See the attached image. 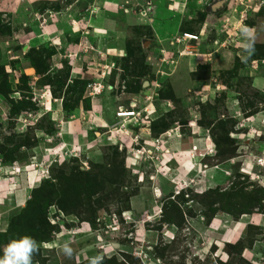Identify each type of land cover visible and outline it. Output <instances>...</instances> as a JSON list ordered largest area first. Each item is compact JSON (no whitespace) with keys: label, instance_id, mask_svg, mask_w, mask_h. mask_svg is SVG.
Wrapping results in <instances>:
<instances>
[{"label":"rangeland","instance_id":"obj_1","mask_svg":"<svg viewBox=\"0 0 264 264\" xmlns=\"http://www.w3.org/2000/svg\"><path fill=\"white\" fill-rule=\"evenodd\" d=\"M99 1L0 0V258L31 237V264H201L188 223L264 214V0L189 6L170 38L157 37V22L127 21L151 19L152 0H119L110 13ZM96 14L120 32L112 52L88 39ZM198 19H209L205 31ZM183 32L200 36L177 43ZM80 54L93 58L81 64ZM129 107L140 115L116 116ZM76 120L83 143L73 133L63 143L59 125ZM15 177L18 206V186L4 185ZM251 243L247 262L239 249ZM205 251L204 264H264V227L247 224L236 246Z\"/></svg>","mask_w":264,"mask_h":264},{"label":"crops","instance_id":"obj_2","mask_svg":"<svg viewBox=\"0 0 264 264\" xmlns=\"http://www.w3.org/2000/svg\"><path fill=\"white\" fill-rule=\"evenodd\" d=\"M225 1V0H224ZM223 0H219V1H215L213 4H211L209 6V4L206 6V9H209L210 11H215L217 9V7H215V3L219 2L220 4L222 2H224ZM119 0H101L99 2H97V10L100 9L102 12H113L115 11V9L117 8ZM204 0H194V1H190V0H152L150 3V18L151 19H146V17H144L143 15L140 17H135L137 15H133L132 16L135 19H128L127 17V21H134L137 24H143L146 21L151 20V24L154 23H158L160 25V27L157 29V37L158 38H170L171 36H173L174 34L177 33V31H179L178 29L180 27H184V24L189 23V19H182L183 16L186 15L187 11L186 8L191 6L194 8H200L202 6H204L203 4ZM191 20V19H190ZM209 19H198V25L202 27V29L205 31V24H207ZM111 19H104L103 17H100L99 15L97 16L96 14V18H92L89 19V22L87 23V34H89L88 39L92 40L95 39L96 41H101L102 44H106L107 45V52L109 51H113V42L114 41V36H113V32H115L117 35L120 34V32L117 30V28L114 26V24L111 22ZM189 28L185 27V30H187ZM199 30V29H198ZM192 31V30H191ZM103 32L105 33V35H99L98 33ZM195 32V31H194ZM114 33V35H115ZM66 37L68 35H75L74 31H65ZM77 37V36H76ZM117 38V36H116ZM115 38V39H116ZM76 39V38H75ZM71 43L69 42L66 45H70ZM76 45V44H75ZM73 48V44L70 45V49ZM61 53H65L63 52V50H58V53L53 54L52 56V60H56L57 59V54H61ZM207 55V54H206ZM93 58L92 54H89V56L85 55V54H80L78 56L79 62H83V60H86L87 58ZM199 58H194V59H190V65L196 61L195 66L197 65ZM188 61V62H189ZM200 62V60H199ZM201 63V62H200ZM183 64H187V60H185V62ZM194 64V63H193ZM199 64V63H198ZM54 65H57V63H55ZM189 67V66H188ZM81 66L80 67H76L74 70V75H77L80 72ZM72 70V71H73ZM191 70V69H190ZM54 102V100L52 101ZM51 102V104H52ZM47 103V102H46ZM54 104V103H53ZM55 105H59L58 103H55ZM236 109V108H235ZM58 113L62 112L61 110H56ZM70 115H73L72 113H69ZM77 116V115H76ZM59 119H62L61 122H63V120L65 119V115L62 116H58ZM56 119V118H54ZM53 119V120H54ZM65 129L66 133H63ZM81 123L78 122V120H76L73 124L71 121H69L67 123L66 126L64 125H59V131L57 132L59 138L61 140H63V143H65L66 141L69 142V137L70 134L73 133L74 138L76 139L75 144L76 145H81L83 143L82 140V136L83 135V130H81ZM81 134H80V132ZM64 134V136H63ZM85 134V133H84ZM78 136V137H77ZM181 137V136H180ZM188 139H180L179 143L176 146H180L181 144H186L185 141L189 144V141H187ZM203 138L198 137L197 141L193 140V144H199L201 145ZM178 140H175V143H177ZM181 142V143H180ZM208 142V140H207ZM190 145V144H189ZM40 150H46V146H40L39 148ZM258 157H255V159ZM261 158V157H260ZM16 177L13 179L12 182H8L5 183L4 185H6L7 188H9L10 184L11 186H14L17 184V181H15ZM26 183V180L24 181ZM21 184V180L19 182ZM18 186V190L16 191V189L14 190V205L18 206L20 204H22V201L24 200L25 197V193H24V188L22 189L21 185H16ZM16 188V187H15ZM2 190V188L0 189ZM23 190V191H22ZM259 215H261V217H259L257 219V221H249V223H245L243 222L241 219L239 220H233V219H227L225 217H214L213 220L209 223L206 224L203 221H201V219L196 218L193 220V222L191 221L190 223H188L189 227H186V231H193V234L196 232L197 234H194L196 239L194 240V246L195 247V251L193 253V255H197L198 256V260L201 262V264H204L202 262V257L205 256V249L207 244H215L216 247L219 246H225V245H229V246H236L237 244H239V242L242 240L243 235H244V230L247 226V224H252L255 226H263L262 224H260V220L264 219V214L260 213ZM189 234L188 232H186V235ZM253 243L250 244L249 247H242L239 249V256L240 258H243L244 260H246L247 262H253V255H251V252H253L254 247H253ZM144 264H167L166 262L162 261L159 257H150L147 256L144 260ZM183 264H192V260L189 257H186L183 260Z\"/></svg>","mask_w":264,"mask_h":264},{"label":"clouds","instance_id":"obj_3","mask_svg":"<svg viewBox=\"0 0 264 264\" xmlns=\"http://www.w3.org/2000/svg\"><path fill=\"white\" fill-rule=\"evenodd\" d=\"M242 35L246 39L244 48L248 55L254 53L252 31L247 27L242 29ZM37 251V243L31 237H23L18 241L10 242L4 249L0 264H31L32 254ZM64 251L68 249L65 246Z\"/></svg>","mask_w":264,"mask_h":264},{"label":"built area","instance_id":"obj_4","mask_svg":"<svg viewBox=\"0 0 264 264\" xmlns=\"http://www.w3.org/2000/svg\"><path fill=\"white\" fill-rule=\"evenodd\" d=\"M200 35L192 34L189 32H183L179 37L175 39V41L178 42H190V41H197ZM130 106L133 105L131 102L129 104ZM130 109L123 110L121 108L119 111H117L116 116L118 118H121L123 120L133 119L137 118L140 115V111H135L133 108L129 107ZM115 129V128H114ZM109 132V131H108ZM154 143L159 141V138H154Z\"/></svg>","mask_w":264,"mask_h":264},{"label":"water","instance_id":"obj_5","mask_svg":"<svg viewBox=\"0 0 264 264\" xmlns=\"http://www.w3.org/2000/svg\"><path fill=\"white\" fill-rule=\"evenodd\" d=\"M219 5H220L219 2H216V3H215V7H218Z\"/></svg>","mask_w":264,"mask_h":264},{"label":"trees","instance_id":"obj_6","mask_svg":"<svg viewBox=\"0 0 264 264\" xmlns=\"http://www.w3.org/2000/svg\"><path fill=\"white\" fill-rule=\"evenodd\" d=\"M46 71H44V73H45ZM39 78H41V77H39ZM164 126H165V124H164ZM158 133H160V131H158Z\"/></svg>","mask_w":264,"mask_h":264}]
</instances>
